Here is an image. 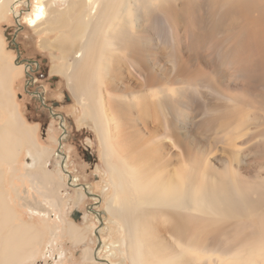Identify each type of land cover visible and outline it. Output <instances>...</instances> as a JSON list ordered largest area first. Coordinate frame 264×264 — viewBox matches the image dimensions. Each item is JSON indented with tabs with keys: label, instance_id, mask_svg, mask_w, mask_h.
Returning a JSON list of instances; mask_svg holds the SVG:
<instances>
[{
	"label": "bare ground",
	"instance_id": "1",
	"mask_svg": "<svg viewBox=\"0 0 264 264\" xmlns=\"http://www.w3.org/2000/svg\"><path fill=\"white\" fill-rule=\"evenodd\" d=\"M11 1L0 0V19L19 1L12 16L45 34L42 48L58 61L51 73L65 77L97 133L113 187L107 210L128 263L264 264V0ZM15 70L0 47V167L26 150L29 179L58 198L50 149L13 100ZM189 99L201 110L186 120L180 101ZM51 113L60 120L55 153L66 184L87 194L71 183L60 151L67 130ZM3 191L0 264H23L40 229L19 221Z\"/></svg>",
	"mask_w": 264,
	"mask_h": 264
},
{
	"label": "rangeland",
	"instance_id": "2",
	"mask_svg": "<svg viewBox=\"0 0 264 264\" xmlns=\"http://www.w3.org/2000/svg\"><path fill=\"white\" fill-rule=\"evenodd\" d=\"M53 2L57 8H62L66 5L67 0H53ZM34 3L32 1V5ZM18 4L19 1L16 4L12 3L11 6H17ZM32 5L29 7L30 9H32ZM11 6L7 8L6 14L0 19V47L3 56L16 66L15 75L10 84L12 97L25 123L27 125L36 123L40 126V129L36 131V134H38L37 139L41 145L50 149L49 164L46 165V168L51 172L55 180L63 185L58 191L60 197L51 199L44 197L42 184L34 183L33 185V182L26 174L28 168L33 166L34 160L24 149H22L16 164L0 167L1 171H5L1 176L2 180L7 178L11 184L9 192L1 184L0 190H4L3 192H5L12 204L11 206H14L18 212L19 221L23 220L26 223H33L40 229V241L35 246L33 253L35 256L23 264H100L98 262H102L101 260H108L111 264H129L126 251H124L125 245L122 241L123 232H121L107 210V202L111 198L113 187L112 183L110 184L109 173L103 162L102 147L98 141L97 133L92 125L83 118L82 107L78 105L79 103L69 90L65 77L61 73H51V67L54 64L56 65L58 61L53 59L47 49L42 48L45 34H36L22 18L17 24L11 14L13 10ZM17 8L28 10L27 6L22 5V3ZM48 36L50 37L49 40H52L55 34L50 33ZM17 49L19 50V55ZM24 60L33 61L31 65L33 68L35 67L34 61L37 64L40 62L45 63V72L33 75V78L39 76L42 80L37 79V84L33 83L30 87H26V82L33 71L27 72ZM40 85H44L43 88ZM178 86L164 85V89L171 92ZM44 90L46 91L44 95L46 104L51 106L52 101L58 106L53 107L52 112L65 116L66 119L65 129L67 130V136L63 140V145L64 152L69 157L66 169L70 170L71 172H69L74 176L71 183L85 184L87 191L93 195H84L83 190L74 189L66 184L67 178L61 172L60 159L55 153L57 149L56 141L61 133L60 120L47 108L43 107V103L32 96L34 94H30L31 92H42ZM189 101L190 99L188 101H180L183 107H186L183 110L189 113L185 114L186 120L190 116H195L201 110L200 107H195ZM82 149L91 151L95 161H87L82 155ZM30 207L32 208L30 209ZM75 209L83 213L81 219L72 218V212ZM92 209L101 213V222L96 219ZM69 220L74 221L80 230L78 233L75 232L74 235L70 233L74 243H77L79 234H81V238L87 235V240L80 244L78 243L75 247L66 242L68 241L66 235L67 224L69 223V232L70 224H72ZM96 231L102 242L100 255H98L99 259L95 261L86 260L92 258V250L96 249ZM62 243L67 250L74 249L71 254L64 256ZM77 251L79 252L77 253ZM61 255L64 259H62ZM69 256L74 262L69 261Z\"/></svg>",
	"mask_w": 264,
	"mask_h": 264
},
{
	"label": "flooded vegetation",
	"instance_id": "3",
	"mask_svg": "<svg viewBox=\"0 0 264 264\" xmlns=\"http://www.w3.org/2000/svg\"><path fill=\"white\" fill-rule=\"evenodd\" d=\"M25 61V64H26V66H27V72L28 71H33L32 72V75H31V77H28V79H27V82H26V87H30L33 83L34 84H37L36 83V80L38 79V80H42V78H40L39 76L38 77H36V78H33V75H35V74H40V73H44L45 72V63L44 62H40L39 64H37V62H35L34 61V65H35V67L33 68V67H31V65L33 64V61H30V60H24ZM56 81V80H55ZM42 88H43V86L44 85H40ZM45 93H46V91L44 90V91H37V92H31L30 94H34V95H32L33 97H35L38 101H40V102H42L43 103V107H45V108H47L50 112L52 111V109H53V107H58V106H56V103L55 102H52L51 101V106H48V104H46V98H45ZM41 97H42V99H41ZM27 106L29 107V104L27 103ZM55 114V113H54ZM27 119H28V117L27 116H25ZM58 119H59V117H57ZM62 118H63V121H64V125H65V121H66V119H65V116H62ZM59 121V120H58ZM34 125H36L37 126V129H40V126L38 125V124H36V123H34ZM66 128V127H65ZM60 132H61V130H60ZM66 136H67V134H66ZM64 139H66V137L64 138ZM63 139V140H64ZM63 140H61V143H62V145H63ZM60 151L61 152H64V145L62 146V148L60 149ZM65 153V152H64ZM66 155V164H68V162H69V157L67 156V154H65ZM82 155H84V157H85V159L87 160V161H89V162H93V160H94V155H93V153L91 152V151H88L87 149H82ZM95 161V160H94ZM70 171V170H69ZM68 171V172H69ZM62 172V171H61ZM71 172V171H70ZM69 172V173H70ZM63 173V172H62ZM64 174V173H63ZM72 173H70V176L72 177V179L74 178V176L73 175H71ZM65 175V174H64ZM66 176V175H65ZM66 178H67V176H66ZM76 184V183H75ZM84 186L86 187V185L84 184ZM87 188V187H86ZM82 190V189H81ZM85 195V194H84ZM79 212V217H78V215H77V219H81L82 218V216H83V213L81 212V211H78ZM73 213V212H72ZM73 218V217H72ZM76 219V220H77ZM76 227H79L77 224H75V222L74 221H72V220H70ZM86 237H87V235L86 236H83V238H81V239H83V240H81V242H83L85 239H86ZM81 242H79V243H81ZM97 251V250H96ZM96 251L95 250H92V257L93 258H91V259H86V260H93V261H95L96 260V258H95V254H96ZM79 251H77V253H78ZM61 257H62V255H61ZM71 257L69 256V259H70ZM62 259H64V257H62ZM67 259V258H66ZM69 261H71V262H74V261H72V259H70ZM102 262H98V263H100V264H103V261L104 260H101Z\"/></svg>",
	"mask_w": 264,
	"mask_h": 264
},
{
	"label": "crops",
	"instance_id": "4",
	"mask_svg": "<svg viewBox=\"0 0 264 264\" xmlns=\"http://www.w3.org/2000/svg\"><path fill=\"white\" fill-rule=\"evenodd\" d=\"M66 235H67V239H68V241H66L67 243H69L72 247H75V245H77L81 240H77V243H74V241L72 240V238H71V236H70V232H69V230H68V224H67V228H66ZM83 238V237H82ZM85 240H87V237H86V239ZM84 240V241H85ZM82 243V242H81ZM80 244V243H79ZM62 246H63V249H64V251H63V254H64V256H66V255H69V254H71L72 252V250H74V249H72V250H67V248L65 247V245L62 243Z\"/></svg>",
	"mask_w": 264,
	"mask_h": 264
},
{
	"label": "water",
	"instance_id": "5",
	"mask_svg": "<svg viewBox=\"0 0 264 264\" xmlns=\"http://www.w3.org/2000/svg\"><path fill=\"white\" fill-rule=\"evenodd\" d=\"M17 24H19L18 23V21L16 22ZM17 53H18V55H19V50L17 49ZM88 195H93V194H91V193H87ZM94 209H92V211H93ZM94 212V211H93ZM95 213V212H94ZM77 215H78V217H79V212L75 209L74 211H73V213H72V217L74 218V219H77ZM100 219V218H99ZM100 222H101V219H100ZM96 233V235L98 236V232L96 231L95 232ZM99 246V242H97V245H96V248Z\"/></svg>",
	"mask_w": 264,
	"mask_h": 264
}]
</instances>
